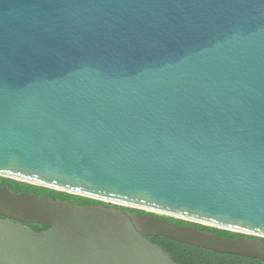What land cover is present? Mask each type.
<instances>
[{"label": "water", "instance_id": "95a60500", "mask_svg": "<svg viewBox=\"0 0 264 264\" xmlns=\"http://www.w3.org/2000/svg\"><path fill=\"white\" fill-rule=\"evenodd\" d=\"M0 177L114 204L0 187V264L264 263V0H0Z\"/></svg>", "mask_w": 264, "mask_h": 264}, {"label": "trees", "instance_id": "16d2710c", "mask_svg": "<svg viewBox=\"0 0 264 264\" xmlns=\"http://www.w3.org/2000/svg\"><path fill=\"white\" fill-rule=\"evenodd\" d=\"M5 185L9 186L13 191H15L18 194L30 193L38 197H48L55 201H68L78 206H96L99 204H102L104 207L111 206L109 204L102 203L93 199L76 196L65 192H60L53 189L16 181L13 179L0 177V187ZM118 208L120 209L122 207H118ZM129 210L131 212L138 211L142 214L152 215L160 219H165L166 221H169L172 224L178 226H195L200 231L217 233L222 238L232 239V238H239L242 236L239 233L229 232L226 230L195 224L181 219L155 215L152 213H148L136 209H129ZM28 226L35 232H41L46 229L45 227L38 224H30ZM247 237L249 239L254 238L252 236H247ZM148 240L151 241L153 244H156L157 246L161 247L163 251L169 254L172 260L177 264H264L263 262L256 259L244 258L229 254H219L206 249L187 246L161 236L149 237ZM261 241L264 243V238H261Z\"/></svg>", "mask_w": 264, "mask_h": 264}, {"label": "rangeland", "instance_id": "374dc122", "mask_svg": "<svg viewBox=\"0 0 264 264\" xmlns=\"http://www.w3.org/2000/svg\"><path fill=\"white\" fill-rule=\"evenodd\" d=\"M106 204H109V203H106ZM109 205L113 206L114 204H109Z\"/></svg>", "mask_w": 264, "mask_h": 264}]
</instances>
